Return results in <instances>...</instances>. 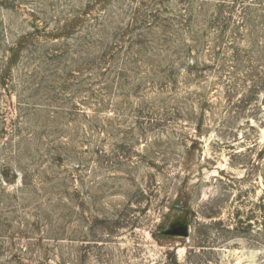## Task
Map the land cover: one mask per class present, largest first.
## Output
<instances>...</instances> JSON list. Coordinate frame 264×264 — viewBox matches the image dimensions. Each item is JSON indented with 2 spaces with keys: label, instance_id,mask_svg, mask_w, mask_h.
I'll list each match as a JSON object with an SVG mask.
<instances>
[{
  "label": "rangeland",
  "instance_id": "374dc122",
  "mask_svg": "<svg viewBox=\"0 0 264 264\" xmlns=\"http://www.w3.org/2000/svg\"><path fill=\"white\" fill-rule=\"evenodd\" d=\"M0 264H264V0H0Z\"/></svg>",
  "mask_w": 264,
  "mask_h": 264
}]
</instances>
